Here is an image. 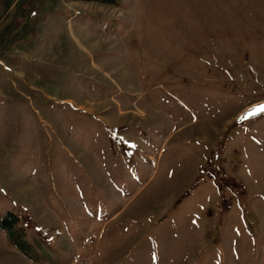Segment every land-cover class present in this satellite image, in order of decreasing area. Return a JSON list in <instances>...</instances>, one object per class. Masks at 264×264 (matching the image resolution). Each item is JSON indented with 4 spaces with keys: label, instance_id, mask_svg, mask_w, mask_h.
Segmentation results:
<instances>
[{
    "label": "rangeland",
    "instance_id": "obj_1",
    "mask_svg": "<svg viewBox=\"0 0 264 264\" xmlns=\"http://www.w3.org/2000/svg\"><path fill=\"white\" fill-rule=\"evenodd\" d=\"M183 249L264 264V0H0V264Z\"/></svg>",
    "mask_w": 264,
    "mask_h": 264
},
{
    "label": "crops",
    "instance_id": "obj_2",
    "mask_svg": "<svg viewBox=\"0 0 264 264\" xmlns=\"http://www.w3.org/2000/svg\"><path fill=\"white\" fill-rule=\"evenodd\" d=\"M185 249L179 254L174 255L175 261L177 264H190V255L185 253ZM207 257V256H206Z\"/></svg>",
    "mask_w": 264,
    "mask_h": 264
}]
</instances>
